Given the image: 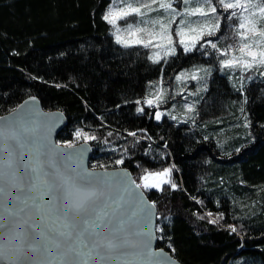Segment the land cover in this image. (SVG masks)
Wrapping results in <instances>:
<instances>
[{"label":"trees","instance_id":"obj_1","mask_svg":"<svg viewBox=\"0 0 264 264\" xmlns=\"http://www.w3.org/2000/svg\"><path fill=\"white\" fill-rule=\"evenodd\" d=\"M109 3L0 0V115L36 95L66 116L57 142L84 141L77 129L96 137L87 141L90 167H127L135 179L169 168L170 181L145 192L156 206V246L182 264H264V95L250 89L264 83L248 85L242 102L216 75L205 96L220 85L221 98L197 109L204 121L157 120L144 106L148 83L202 57L179 50L151 63L144 48L118 45L103 19ZM210 110L217 117L208 120Z\"/></svg>","mask_w":264,"mask_h":264},{"label":"water","instance_id":"obj_2","mask_svg":"<svg viewBox=\"0 0 264 264\" xmlns=\"http://www.w3.org/2000/svg\"><path fill=\"white\" fill-rule=\"evenodd\" d=\"M0 118V264H182L156 246V206L129 168L56 141L62 111L29 95ZM84 191L97 195L76 210Z\"/></svg>","mask_w":264,"mask_h":264},{"label":"snow or ice","instance_id":"obj_3","mask_svg":"<svg viewBox=\"0 0 264 264\" xmlns=\"http://www.w3.org/2000/svg\"><path fill=\"white\" fill-rule=\"evenodd\" d=\"M173 3L174 0H146L145 3H141L139 6H133V3L126 2L125 5L120 8L110 7L103 16V19L115 26L117 20L126 19L133 15L144 18L147 12L163 10L168 14L167 22L160 17L155 19H142L137 24L128 23L127 27L123 30L126 35H121L120 28L116 29L115 34L116 42L125 47L136 44L149 47L152 45L153 41H159L155 46L163 51L165 57L169 54L175 55L176 52V49L172 47L173 37L169 30L177 16H181L182 18L176 27L175 36L179 38V43L185 52L191 51L202 37L214 36L217 31H219L220 18L217 15V5L213 3V0H184L186 7L182 12H177L176 9L173 8ZM192 3H196L199 6L192 8L190 7ZM217 3L225 12L231 10L228 19L231 20L235 18L239 21L235 29L236 36L239 38L235 51H238L240 55H231L228 58L221 59L219 61L221 67L231 68L233 70L240 68L242 71H246L254 65L257 67L264 66V28L259 27L260 22L264 21V0H217ZM154 5L156 8L153 7ZM197 14L203 18L202 22H193L188 19V17ZM140 23L144 25L151 24V27H140ZM157 26L159 27L158 31L156 30ZM257 35L259 38H257ZM206 43L220 55H225L233 51L232 46L221 50L217 47V44L212 41H207ZM201 47H203V45H201ZM159 57L160 52L158 51L150 55L148 59L156 63ZM261 75H264V73H261ZM192 78L195 79V75H193ZM180 79L181 77L177 76V80ZM160 98L158 94L156 99L159 100ZM153 102L152 99L148 98H145L144 101L147 105H152ZM137 103L139 104L140 102L137 101ZM136 111L138 113L143 112V108L138 107ZM155 118L159 120L161 118V113L156 112ZM172 118L175 119V117ZM129 135L135 136L136 134L129 133ZM75 136L77 139H83L85 143L91 139H96L95 136H90L88 133L82 132L81 130H77ZM64 147L72 148L73 144L68 143L64 145ZM237 151H239V149H237ZM122 162V160L116 161L117 164ZM170 171V169L165 168L158 173H148L142 177L144 181L143 187L159 188L161 184L168 183L169 181L166 180L165 177L170 176ZM135 187L138 189L141 185L136 184ZM171 187L175 189L176 185L172 184ZM96 195L97 193L95 191L82 192L81 199L79 202L75 203L73 207L79 210L87 201L91 200ZM142 195L141 193V196ZM150 207H154V205ZM147 215L146 213V218ZM209 222L214 223L215 221L210 220ZM231 230L235 232L236 228L233 227ZM106 246L109 248L114 247L111 241H108Z\"/></svg>","mask_w":264,"mask_h":264},{"label":"rangeland","instance_id":"obj_4","mask_svg":"<svg viewBox=\"0 0 264 264\" xmlns=\"http://www.w3.org/2000/svg\"><path fill=\"white\" fill-rule=\"evenodd\" d=\"M126 2L133 3V6H139V4L145 3L146 0H110V3L106 7L103 16L110 9V7L120 8V7H123ZM213 3L217 5V15L220 18L219 31H217L216 35L214 36L202 37V39L197 42L196 46L192 48L191 51H188V52L196 51L198 56L202 57V59L200 58L199 61L193 63L190 66L183 67L178 72L171 75L170 77H164L163 75H160L157 79L152 80L148 83V91H147L146 98L152 99L154 102L152 105H147L146 103H144V106H149V107L154 108L155 115H156V112H160L161 116L167 115V116H170L171 118L175 117V119L173 118L172 119L176 123L190 121V122H193L192 124H194L200 121H204L203 119L204 115L200 118L201 114L197 115V109L203 108V107L205 109L207 105L208 106L217 105L218 101L221 98L220 97L221 93L219 89L217 88L220 85H217V86L214 85L216 87V93H212L207 98L205 96V93L209 90V88H211L213 77L216 75L224 76L228 79L227 87L230 88V91H232V94L240 95L242 102H244V100L247 101L248 93H246L245 91L248 85H250L254 81L264 83V75H261V73H264V66L257 67L254 65L252 68L246 71H242L240 68H236L235 70H233L231 68L221 67L219 63L221 59L228 58L231 55H237V56L240 55L238 51H235V48L239 40V38L236 36L235 29L238 26L239 21L235 18L231 20L228 19V17L230 16L231 10H229L228 12H225L222 8L218 6L217 0H213ZM198 6L199 5L196 3H192L190 5V7L192 8H195ZM153 7L156 8L155 5ZM185 7L186 5L184 4V0H174L173 8H175L177 12H182ZM157 17H160L164 19L165 22H167L168 14H166L163 10H156V11L147 12L144 18L133 15V16L127 17L126 19L117 20L115 26L109 24L111 36L113 40L116 42L115 33H116L117 28L121 29V35L124 36L126 34L124 33L123 30L127 27L128 23L137 24L142 19H155ZM181 18H182L181 16H177L176 20L172 23L171 29L169 30L170 34L173 37L172 47L176 49L175 55L178 53L179 50L182 51L183 53H186L183 47L179 43V38L175 36V30ZM188 19L193 22H202L203 20V18L200 17L198 14L188 17ZM140 27L150 28L151 24L144 25L140 23ZM259 27L264 28V21L260 22ZM156 30L157 31L159 30L158 26L156 27ZM257 38H259L258 35H257ZM207 41H212L216 43L217 47L221 50L226 49L229 46H232L233 51L228 52L225 55H220L219 53L216 52V50L212 49L208 43H206ZM157 43H159V41H153L152 45L149 47H144L143 45H140V44L131 45L129 47L136 46V47L144 48L146 50L147 59L150 55L159 51L160 57L158 59V62L156 63L166 62L172 56H174V55L169 54L167 57H165L163 54V51L160 48H157L155 46ZM118 45L123 46L122 44H118ZM201 45H203V47H201ZM149 61L153 63L152 60H149ZM193 75H195L196 77L195 79L192 78ZM177 76H180L181 79L177 80ZM250 89L251 90L254 89L256 91V94L261 93L264 95V87L260 89V87L258 86V83L255 84ZM158 94L161 97L159 100L156 99V96ZM241 106H242V103L240 102L239 107ZM213 112L212 110H210V114L208 112L207 115L212 116L211 118H208V120H211L217 117L216 115L213 114ZM226 112L227 110L225 108H222L219 111V113H222V114ZM238 114H239V117L243 125H247V120L245 119V112L242 110V108H240V111H238ZM164 169L142 173L138 176L137 179L134 178V180L136 181L137 184L141 185L144 191H150L152 189L160 190L162 189L163 184H161L159 188H151V187L144 188L143 187L144 181L142 180V177H144L148 173L161 172ZM165 179L170 181V176L165 177ZM236 261H239V260H236ZM236 261H233L231 264H233Z\"/></svg>","mask_w":264,"mask_h":264},{"label":"built area","instance_id":"obj_5","mask_svg":"<svg viewBox=\"0 0 264 264\" xmlns=\"http://www.w3.org/2000/svg\"><path fill=\"white\" fill-rule=\"evenodd\" d=\"M77 130H79V129H77ZM77 130H76V131H77ZM76 131H75V132H76ZM75 132H74V134H75Z\"/></svg>","mask_w":264,"mask_h":264}]
</instances>
